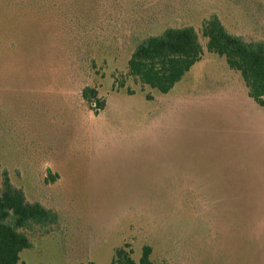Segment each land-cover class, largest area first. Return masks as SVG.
I'll use <instances>...</instances> for the list:
<instances>
[{
    "label": "rangeland",
    "instance_id": "obj_1",
    "mask_svg": "<svg viewBox=\"0 0 264 264\" xmlns=\"http://www.w3.org/2000/svg\"><path fill=\"white\" fill-rule=\"evenodd\" d=\"M213 14L264 42V0H0V188L56 215L18 264H264V109L206 49ZM185 26L202 56L167 94L128 75Z\"/></svg>",
    "mask_w": 264,
    "mask_h": 264
},
{
    "label": "trees",
    "instance_id": "obj_2",
    "mask_svg": "<svg viewBox=\"0 0 264 264\" xmlns=\"http://www.w3.org/2000/svg\"><path fill=\"white\" fill-rule=\"evenodd\" d=\"M201 34L206 49L224 57L229 69L239 73L248 96L264 109V42H246L229 33L218 16L204 20ZM203 48L191 26L168 28L158 36L140 42L127 61L132 79L160 94H167L200 60ZM92 90L84 89L82 98L89 103ZM56 221V215L39 203L26 200L21 189L11 185L7 173H2L0 188V264H18L20 253L32 243L25 233L34 226L42 227ZM151 249L145 246L138 264H153ZM114 264H136L123 249L115 252Z\"/></svg>",
    "mask_w": 264,
    "mask_h": 264
}]
</instances>
